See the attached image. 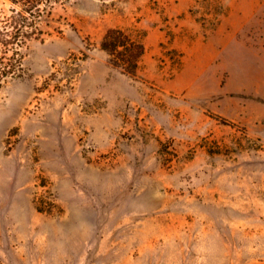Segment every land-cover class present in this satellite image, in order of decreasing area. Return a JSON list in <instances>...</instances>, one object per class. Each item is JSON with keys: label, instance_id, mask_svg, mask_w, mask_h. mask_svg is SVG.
Instances as JSON below:
<instances>
[{"label": "rangeland", "instance_id": "rangeland-1", "mask_svg": "<svg viewBox=\"0 0 264 264\" xmlns=\"http://www.w3.org/2000/svg\"><path fill=\"white\" fill-rule=\"evenodd\" d=\"M49 6L0 0V264H264V0Z\"/></svg>", "mask_w": 264, "mask_h": 264}, {"label": "trees", "instance_id": "trees-1", "mask_svg": "<svg viewBox=\"0 0 264 264\" xmlns=\"http://www.w3.org/2000/svg\"><path fill=\"white\" fill-rule=\"evenodd\" d=\"M12 7L11 13L21 15L22 19L34 14L43 15L49 13L51 0H8ZM58 1V0H56ZM100 47L110 57V63L127 73H134L137 69L139 58L144 53L142 42L119 28H111L106 31L100 42ZM6 69H10L6 68ZM5 71V70H3ZM4 74V73H3Z\"/></svg>", "mask_w": 264, "mask_h": 264}]
</instances>
